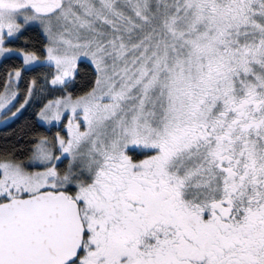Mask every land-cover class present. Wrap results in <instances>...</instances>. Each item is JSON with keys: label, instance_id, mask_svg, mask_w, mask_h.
<instances>
[{"label": "snow or ice", "instance_id": "snow-or-ice-1", "mask_svg": "<svg viewBox=\"0 0 264 264\" xmlns=\"http://www.w3.org/2000/svg\"><path fill=\"white\" fill-rule=\"evenodd\" d=\"M0 264H264V0H0Z\"/></svg>", "mask_w": 264, "mask_h": 264}, {"label": "trees", "instance_id": "trees-1", "mask_svg": "<svg viewBox=\"0 0 264 264\" xmlns=\"http://www.w3.org/2000/svg\"><path fill=\"white\" fill-rule=\"evenodd\" d=\"M0 132H3V129H0Z\"/></svg>", "mask_w": 264, "mask_h": 264}]
</instances>
